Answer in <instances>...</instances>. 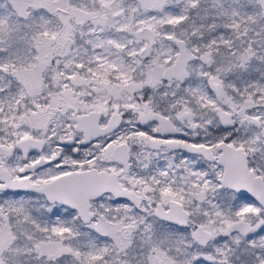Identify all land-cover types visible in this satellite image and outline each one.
<instances>
[{
  "label": "snow or ice",
  "instance_id": "snow-or-ice-1",
  "mask_svg": "<svg viewBox=\"0 0 264 264\" xmlns=\"http://www.w3.org/2000/svg\"><path fill=\"white\" fill-rule=\"evenodd\" d=\"M0 264H264V0H0Z\"/></svg>",
  "mask_w": 264,
  "mask_h": 264
}]
</instances>
